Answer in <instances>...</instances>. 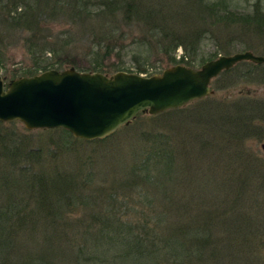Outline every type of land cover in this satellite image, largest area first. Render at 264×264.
Returning <instances> with one entry per match:
<instances>
[{"label":"rangeland","instance_id":"1","mask_svg":"<svg viewBox=\"0 0 264 264\" xmlns=\"http://www.w3.org/2000/svg\"><path fill=\"white\" fill-rule=\"evenodd\" d=\"M136 1L140 6L139 10L131 13L128 23H125L126 16H123V13L115 15L111 12L110 15L102 16L96 15L92 11V13L83 12L84 14H81V10L77 7L70 8L71 6L68 4L63 6L62 0L58 4L51 0L49 4L41 6L40 9L35 4L36 2L31 0L28 5L30 11L24 16L21 14L20 7L15 10V5L11 2L7 5V0H0V73L5 78L6 85L10 79L27 76L38 65H40L39 68L47 65L51 66L48 69L57 70L73 67L78 71H100L111 75L116 71L136 72L137 67H143L147 72L156 73L175 64L199 68L200 61L204 59L245 50L264 56V0H203L200 3L197 0ZM205 3L215 6L216 13L214 15L204 13L198 17V13L195 14V11ZM4 4L8 9H3L2 5ZM91 6L88 7L91 8ZM142 8L144 11L152 8L160 13V16H165L168 23L174 24V30L188 35L187 39H190L189 35L200 33V38L195 40L196 53L194 54L190 50L191 39L184 40V46H178L173 51L170 49L168 53H161L159 51L161 44H155L157 37L171 29L155 25L152 30L151 25H145L143 19L141 22L137 17L142 12ZM33 15L41 28L36 27L37 23L29 24ZM246 15L249 17L247 21L244 20ZM258 15L261 16V20H257ZM16 17H20L18 21L15 20ZM159 25L163 26L161 23ZM146 29L154 32L153 36ZM143 37H149L150 44H144ZM116 39H118V45L112 46L111 54H107L105 52L106 43ZM160 41L164 46L167 45V41ZM41 48L46 49L43 51L40 50ZM171 52L170 59H173L172 62L175 61V63L169 65L167 55ZM181 59L187 61L189 65L180 62ZM38 70L37 74L43 72ZM139 74L146 75L147 73ZM215 79L210 84L211 93L201 98L203 99L201 102L194 100L185 105V111L177 112L180 114L172 113L156 117L154 115L160 113H138L127 125L111 134L113 136L111 139L102 143L73 140L71 144H67V142L59 140L60 131L56 132L53 129L50 131L47 129L28 130L19 121H10L13 123L11 126L7 125L10 122H5L4 126L13 128L18 138L29 141L30 147L27 149L35 151L43 144L42 150L45 153L49 152L55 155L57 171H60L63 177L73 179V183H75V179L79 181L74 186L75 193L79 196L74 198L70 205L67 204L62 212L56 210L55 213L54 211L48 220L54 219L57 215L61 217L55 222L60 226L68 223L74 224V226L76 223L83 225L80 231L74 232L82 236L83 233H86L85 229L88 225L94 227L92 223H88L95 221L100 211L103 215L104 211L101 210V206L109 210V205L112 206L117 198L118 202L114 204L115 207L119 204L122 206L120 221L124 225H133L134 227L137 221L142 220L143 211L141 210L147 209L148 205L142 195L143 189L132 186L128 179L133 176L132 168L146 156L145 151L149 141L145 140L148 139L147 135L150 132L168 133L165 137L172 138L177 149L178 170L187 179V186H184L187 194L191 189L189 180L201 174L196 161V157L200 154L198 145L199 148L203 146L202 144L205 147V144L210 141V144L216 147L213 150L218 151L219 163L216 162V164L219 167V172L209 173L223 177L226 174L224 170L231 163L226 162V166H223V154H219V147H225V143L229 141L237 142L239 138L222 136L223 134L220 133L223 132L227 124H219L218 119L222 121V117L227 114L235 115L236 108L244 112L245 115L248 113L247 120L248 117H251L249 125L253 127L243 136L242 144L250 153L251 159L258 161L261 166L264 165V153L260 147L264 142V64L242 61L237 69L231 72L229 69L224 75H218ZM198 139L203 142L195 144ZM18 140L15 141L18 142ZM97 140L102 139L92 141ZM212 156L214 157V154ZM210 157L211 153L205 156V158ZM224 157L227 155L224 154ZM1 161L3 160L0 158ZM202 164H205V159ZM80 174L86 178V183L79 180ZM133 180L134 183L139 181L135 176ZM229 189L231 190V188ZM219 190L225 191L227 188ZM13 191L16 192L15 189ZM251 193L252 199L255 201L250 198L251 201L246 203L234 204L235 212L231 213L243 215L245 212L246 217H228L232 218L236 225L243 224L245 220L250 223V226L235 227V232H229L233 229L229 227L231 219L222 216L218 220H214L209 236L215 241L219 238L225 243L224 245L217 243L216 247H220V251H223L227 256H243L245 261L250 262L248 264L255 263V259V264H264V184L257 191L254 189ZM112 194L118 195L112 196ZM103 197L107 198L103 200ZM107 202L109 205L106 204ZM130 203L135 210H132ZM88 205H90L93 215L89 212ZM19 207L17 205V211L13 210L7 221L10 243L14 249L17 248V252L22 251V254L17 256L14 250H10L11 247L6 249L7 247L1 246L0 243V264L7 252L10 254L9 264H16V261L17 264L22 262L32 264L29 255L31 258L46 256L45 259H50L52 264H73L75 258L64 255L59 249V236L55 234L47 236L43 228L41 227L42 230L39 228L40 225L49 222L45 221L46 219H37L36 222L35 203L33 201L24 203L21 206L26 207L23 212H20L21 208ZM31 210L35 211L31 213ZM28 212L30 219L25 220L24 226H22L21 216H26ZM145 220L148 221V218ZM221 221L223 222L220 223ZM29 226H35L31 236ZM64 230L70 232L68 226ZM28 234L31 239H28ZM32 239L34 240L30 243L31 245L27 246ZM229 239H234L237 246L225 249ZM111 247L108 250L103 249L102 255L106 260L100 264H145V258L140 261L135 254L116 257L114 253L118 247Z\"/></svg>","mask_w":264,"mask_h":264},{"label":"trees","instance_id":"2","mask_svg":"<svg viewBox=\"0 0 264 264\" xmlns=\"http://www.w3.org/2000/svg\"><path fill=\"white\" fill-rule=\"evenodd\" d=\"M30 1L31 0H7L6 4L8 5L9 2H11V4L15 5V10L17 7H20L22 10L21 14L26 16L28 11H30L28 10ZM34 1L40 9L41 6L49 4L51 0ZM197 1L200 3L203 0ZM60 2L61 0H54L55 4ZM62 3L63 6H65V4L70 5V8L77 7L81 10V14H84L83 12L92 13V11L96 15L102 16L110 15L111 12L115 13V15L123 13V16H126L124 18L125 23H128L130 14L137 12L140 7L136 0H62ZM89 5H92L91 8L88 7ZM2 6L3 9H8L5 4ZM141 11L142 12H140L137 17L141 22L143 19L145 25H151L152 30H154L155 25L156 27L165 26L171 29L169 32L161 33L159 34L160 36L157 37L158 39L155 44H161L159 48L161 53H168L170 49L173 51L178 46H184V40L190 39V50L194 54L196 53L195 40H198V37L200 38V33L189 35L190 39H187L186 37H188V35L174 30V24L168 23L167 18L165 16H160V13L156 12L154 9L149 8L148 11H144L142 8ZM197 13L198 17L204 13L214 15L216 13V7L212 4L205 3L201 8L195 11V14ZM198 17L196 16V19ZM19 18L20 17H16L15 20L18 21ZM248 19V15L244 16V20L247 21ZM257 20H261L260 15L257 16ZM33 23H37L34 15L32 19H30L29 24ZM159 23L163 26L159 25ZM18 24L24 25L22 23ZM191 24H193V22H191ZM36 27L41 28V25L37 23ZM146 30L150 32L148 29ZM144 34L149 35L146 33ZM153 34L154 32H150V35L153 36ZM159 39L167 41V45L164 46ZM117 40L118 39L106 43L105 52L107 54H111L112 46L115 47L118 45ZM143 40L145 41L144 44H150L149 37H143ZM45 49L46 48H41L40 50L45 51ZM216 56L204 59L200 61V64ZM171 57L172 52L167 55L169 65L175 63V61L172 62L173 59H170ZM179 61L189 65L187 61L185 62L182 59ZM239 65L240 63L231 68L230 72L237 69ZM39 67L40 65L35 66L27 76L37 74L39 71L38 69L44 71L51 66ZM136 72L147 73L146 75L156 73L147 72L143 67H137ZM226 72L227 71L222 72L220 76L224 75ZM202 100L203 99L196 100L195 102H201ZM184 109V107L172 109L154 116H166L172 113L180 114L177 112L185 111ZM247 114L245 115L244 112L236 108L235 115L227 114L222 117V121L218 119V123L220 122L219 124H227L223 132L220 133L223 134L222 136L234 137V139L239 138L237 142L229 141L225 143V147H219V154H223V166H226V162L231 163V165L224 170L226 174L223 177L209 173L219 172V167L216 164V162L219 163L218 151L213 150L216 147L210 144V141L205 144V147L204 144H202L203 146H201V148H199L198 145L197 148L200 150V154L196 157V161L198 163V171L200 170L201 174L189 180L191 184L189 194L184 190V186H187V179L183 177L178 170L176 160L177 149L172 142V138L169 139L165 137L168 133L150 132L149 135H147L148 139L145 140L149 141V145L145 151L146 156L140 159L132 168L131 172L133 176L128 179L129 184L132 183V186L141 187L143 189L142 195L147 201L146 205H148V208L141 210L143 211V214H141L142 220L137 221L134 227L133 225H124V223L120 221L122 218V206L119 204V206L115 207L114 204L118 202V199L115 197L116 200L112 206H110L108 202L106 203L109 205V210L101 206V210L104 211L103 215L100 211L99 216H96V220L88 223H92L94 227L88 225L85 229L86 233H83L82 236L74 232L80 231L83 225H78V223H76L74 226V224L71 225L68 223L67 225L60 226V224L55 222L60 220L59 217H61L57 215H55L54 219L48 220L49 216L54 214V211L55 213L56 210L62 212L67 204L70 205V202L74 201L73 199L79 196L75 193L74 189L75 184L79 181L75 179V183H73V179L63 177L60 171H57L58 167L56 165L55 155L49 152L45 153L42 150L43 144L37 147L35 151L27 149L30 147L29 141L17 137L16 131L10 128L13 123H8L7 125L10 126L7 127L4 126V123L0 122V158L3 160L0 162L1 246L7 247L6 249H10L11 247L12 249L10 250H14L17 256L22 254V251L19 250L17 252V248L14 249V246L10 243L11 238L7 218L12 215L13 210L17 211V205L21 208L20 212H23L26 207L21 206H23L24 203L33 201L37 208V215L35 214L36 222L38 221L37 219H46L45 221L48 220L49 222L48 224L40 225L39 228L41 229L42 227L47 236L48 234L59 236L60 241L58 247L64 255L75 258L73 264L103 263L106 260L104 255H102L103 249L108 250L111 246L118 247L114 256L135 254L140 261L145 258V264L250 263L245 261L243 256H227L223 251H220V247H216L217 243L219 245H224L225 243L219 238L215 241L209 236L211 226L214 225V220H218V218L222 216L231 219L229 227L233 229L229 232H235V227L250 226V223L245 222V220L243 224L236 225V222L228 217L245 218V212H243V215L239 213L231 214L235 212L233 210L234 204L251 201L250 198L252 199L253 196L251 192L254 189L257 191L258 188L264 184V165L261 166L258 164V161L251 159L250 153L246 151L242 144L243 136L248 130L253 129V127L249 125V119H251V117H248L247 120ZM47 130L50 131L52 129ZM53 130L56 132L60 131L59 140H63V142H67V144H71L73 140L88 142L75 139L64 129ZM112 137L111 135L106 139L91 142L102 143ZM15 140H18V142ZM201 142L203 141L198 139L195 144H200ZM208 153H211V157L205 158ZM212 154H214L215 158ZM224 154H226L227 157H224ZM203 159H205L204 165L202 164ZM134 176L139 179L137 183H134ZM79 180L86 183V178H83L82 174H80ZM220 188H227V190L221 191L219 190ZM229 188H231L232 191ZM13 189H15L16 192H14ZM117 195L118 194H112V196ZM107 197H103L102 199L104 200ZM203 204L205 205L202 206ZM130 205L132 210H135L132 203H130ZM88 207H90V205H88ZM34 211L31 210V213ZM89 212L93 215L91 207ZM146 218H148V221L145 220ZM28 219H30L29 212L26 213V216H21L22 226H24L23 222ZM222 222L223 221L220 223ZM25 225L28 227L27 224ZM66 226H68L70 232L64 230ZM30 228L31 236L35 226H29V229ZM76 235L80 239L77 238ZM30 236L28 234V239H31ZM33 240L34 239H32L27 246L31 245L30 243ZM235 246H237V242L234 239H229V242L224 248L227 249L228 247L229 249ZM8 253L9 252L4 254L5 258L1 264L10 263V254ZM29 258L32 264H52L50 259H45L46 256L31 258L29 255ZM254 262L256 263V259ZM17 263L16 261V264ZM21 264H25V262Z\"/></svg>","mask_w":264,"mask_h":264},{"label":"water","instance_id":"3","mask_svg":"<svg viewBox=\"0 0 264 264\" xmlns=\"http://www.w3.org/2000/svg\"><path fill=\"white\" fill-rule=\"evenodd\" d=\"M241 61L264 64V56L245 50L220 54L199 68L175 64L159 74L132 71L48 69L5 85L0 73V122L19 121L28 129L62 128L75 138L103 139L138 113L181 108L211 93V81ZM264 153V142L260 145Z\"/></svg>","mask_w":264,"mask_h":264}]
</instances>
